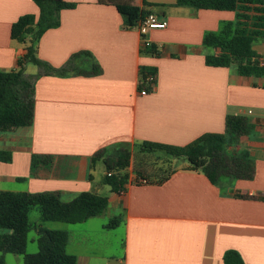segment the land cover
Segmentation results:
<instances>
[{"label": "crops", "instance_id": "crops-1", "mask_svg": "<svg viewBox=\"0 0 264 264\" xmlns=\"http://www.w3.org/2000/svg\"><path fill=\"white\" fill-rule=\"evenodd\" d=\"M64 1L76 7L63 10L60 26L42 36L39 58L59 69L87 52L77 60L79 68L91 71L96 63L101 73L38 80L32 126L0 132V151L12 154L11 162L0 161V191L59 192L66 202L95 192L109 204L78 224L42 219L38 224L30 218L32 208L29 235L40 228L67 231L66 251L78 264H224L228 250L240 253L244 264H264V75H242L238 64L206 63L220 50L206 46L205 36L220 34L236 23L237 14L177 6V0ZM119 6L145 9L167 27L150 30L145 39L152 46L145 48ZM28 14H39L34 0H0V72L16 69L26 52V45L11 38V29ZM253 48L264 63V39ZM142 68L154 71L153 85L142 88ZM27 73L39 69L29 65ZM228 116H244L253 126L228 146L230 154L246 153L253 161L252 179L223 177L213 184L184 163L163 184L136 182L131 174L117 193L102 184L105 168L96 170L102 161L92 162L113 145L186 146L205 134H223ZM33 154L54 157L48 174L30 177ZM113 219L118 225L108 228ZM5 259L24 264L22 256Z\"/></svg>", "mask_w": 264, "mask_h": 264}, {"label": "trees", "instance_id": "trees-1", "mask_svg": "<svg viewBox=\"0 0 264 264\" xmlns=\"http://www.w3.org/2000/svg\"><path fill=\"white\" fill-rule=\"evenodd\" d=\"M39 8L38 15H24L12 26L11 38L26 45L25 54L19 58L18 67L8 72H0V132L15 131L20 127L32 126L35 115L36 84L46 75L66 76L72 72L93 76L101 73L94 63L91 71L79 68L77 60L82 52L73 55L62 68L55 69L38 56V44L49 30L60 26V13L76 7L64 0H34ZM177 6H191L198 9L229 11L237 14L236 23H228L220 34L209 33L204 43L208 47L220 50L218 55H208V66H240L245 76H263L264 65L261 55L253 48L254 43L264 39V0H177ZM128 29L136 27L150 14L149 11L130 6H119ZM152 52L157 54L155 48ZM35 65L39 73H27V67ZM153 70L142 68L141 86H146L147 77ZM252 124L244 116H228L225 134H205L186 146H174L161 143L143 142L135 153L128 144L113 145L98 151L92 162L102 161L105 175L102 184L109 186L112 192L124 190L131 174L136 182L163 184L180 167L186 164L187 170L202 172L213 184H219L223 177L229 179H252L255 166L246 153L230 154L228 146L237 144L240 138L249 135ZM107 153H109L107 155ZM164 157L165 163L179 164L175 168H160L159 175L150 172V158ZM0 161L9 163L12 154L0 151ZM51 155L33 154L30 177L48 174L53 167ZM156 165V164H154ZM133 167V173L128 170ZM162 173V174H161ZM26 180V179H20ZM109 204V198L95 192H83L71 201H63L59 192L15 193L0 191V264H6L5 255L23 257L24 264H78L77 258L66 251L69 239L67 231L38 230V252L27 253L28 236L32 228L29 212L38 208L44 222H62L68 224L83 223L102 213ZM118 225L113 219L108 228ZM224 264H244L240 253L228 250L224 255Z\"/></svg>", "mask_w": 264, "mask_h": 264}, {"label": "rangeland", "instance_id": "rangeland-1", "mask_svg": "<svg viewBox=\"0 0 264 264\" xmlns=\"http://www.w3.org/2000/svg\"><path fill=\"white\" fill-rule=\"evenodd\" d=\"M35 68H36L35 65H31V70H33ZM30 72H32V71H30ZM223 134H225V132ZM133 151L135 153H138L140 151V147L139 146L133 147ZM108 154L109 153H107V155ZM150 160L152 161V163L156 164V165L152 164V166L150 168V172H152L155 175L160 174V172L158 171L160 168L167 170L168 168H175L179 165V164L173 163L172 161H171V163H165L167 161L164 160L163 156L162 157L159 156V158H157V156H154V157L150 158ZM100 168L102 171H104L105 166L102 162L97 163V165H96L97 172L100 170ZM128 172L133 173V167L131 169H129ZM102 193H104V192H102ZM30 218L32 219V221L37 222L38 224L41 223V215H40L37 208H34L31 210ZM37 238H38V233L36 230H33L29 235V244H28V248H27L28 254H35L38 252Z\"/></svg>", "mask_w": 264, "mask_h": 264}, {"label": "built area", "instance_id": "built-area-1", "mask_svg": "<svg viewBox=\"0 0 264 264\" xmlns=\"http://www.w3.org/2000/svg\"><path fill=\"white\" fill-rule=\"evenodd\" d=\"M167 27V22L162 21L159 19V17L156 14L150 13L148 16L145 17L139 24L134 27V29L138 30L140 35L142 36L143 43L145 48H150L152 46L151 42L148 41L146 38V35L148 32L152 29H165ZM264 65V63H262ZM146 80L147 86L153 85L156 81V78H154L153 75H149ZM146 88L142 91V94H146ZM251 113V111H250Z\"/></svg>", "mask_w": 264, "mask_h": 264}]
</instances>
